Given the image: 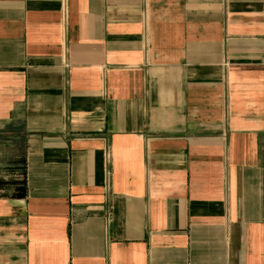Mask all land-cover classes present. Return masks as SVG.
Listing matches in <instances>:
<instances>
[{"label": "crops", "instance_id": "1", "mask_svg": "<svg viewBox=\"0 0 264 264\" xmlns=\"http://www.w3.org/2000/svg\"><path fill=\"white\" fill-rule=\"evenodd\" d=\"M0 264H264V0H0Z\"/></svg>", "mask_w": 264, "mask_h": 264}]
</instances>
